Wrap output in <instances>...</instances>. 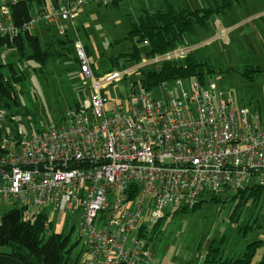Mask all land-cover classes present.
Returning <instances> with one entry per match:
<instances>
[{
    "label": "built area",
    "instance_id": "1",
    "mask_svg": "<svg viewBox=\"0 0 264 264\" xmlns=\"http://www.w3.org/2000/svg\"><path fill=\"white\" fill-rule=\"evenodd\" d=\"M116 1L0 0V37L73 30L80 70L92 79L58 125L3 135L0 213L2 205L20 208L27 218L44 217L47 228L49 213L77 220L84 240L77 264H156L140 229L147 234L168 206L192 210L205 195L225 199L264 185V109L240 107L217 83L197 77L163 82L175 91L160 98L134 89L126 106L109 105L104 89L125 72L96 76L76 17ZM195 50L183 45L149 59L179 60Z\"/></svg>",
    "mask_w": 264,
    "mask_h": 264
},
{
    "label": "rangeland",
    "instance_id": "2",
    "mask_svg": "<svg viewBox=\"0 0 264 264\" xmlns=\"http://www.w3.org/2000/svg\"><path fill=\"white\" fill-rule=\"evenodd\" d=\"M172 1L176 6L191 8H202L208 4V0ZM163 6L164 0H121L119 6L102 7L91 4L82 9L80 16L76 17L79 34L89 49V58L93 62L92 69L96 76L102 78L110 70L125 72L122 79L104 89L109 105L116 103L126 106L128 95L134 89L153 98L165 96L168 89L175 91L171 85L168 88L158 86L150 90L141 86V70L159 69L162 64L160 61H151L145 56L144 51L139 64L121 58L120 65L114 66L110 60L111 57L129 50V42L115 41L124 39L131 25L139 20L142 10L154 11ZM218 19L225 24L222 15H219ZM213 24L215 20L211 21L215 32L209 37L206 35L211 41L199 53L200 56L204 54L210 56L211 60L203 59L214 68L213 72L207 74L206 80L217 83L219 89L234 98L238 106H257L264 109V68L256 74L253 81L241 74L249 66L260 64L264 67V42L258 47V53L254 54L247 49V43L243 45L244 38L240 29L234 33L227 32V35L226 32L224 34L220 32V37L212 40L210 37L218 34ZM199 32L203 33L199 36V39H202L206 33L202 28ZM56 33L58 34L55 29L33 30V34L41 38L44 46L51 52L55 51V54L44 62L30 59L29 54L32 51L28 46L23 53L14 44L0 48V63H11L18 74L25 75V80L15 87L20 106L16 107L14 105L16 102H11L13 105H10V110L0 109L2 137L6 132L18 133L19 128L24 134H28L33 130L49 129L58 125L66 111L75 106L77 100H83L91 90L92 79L80 70L75 57L72 40L77 37L76 33L73 30L68 36H59ZM192 42L193 39L189 43ZM60 52L64 53L61 55ZM66 52H70L69 57L65 56ZM2 71L8 73L7 69ZM2 112L5 115H2ZM231 197L229 196L227 201L214 202L211 200L219 197L205 195L204 199L207 200L201 207L188 212L175 211L168 206L166 216L159 224L156 227L153 223L148 226L147 239L149 249L154 253L155 263L211 264L204 262L201 257L198 258V246L205 253L212 243L219 244L224 258H236L249 242L264 239L263 199L257 204L250 199L237 217H232L235 204ZM2 208L0 220L13 206L2 205ZM38 210L32 209V212ZM49 217L53 221L52 230L69 235L71 243L76 244L74 254L82 253L84 240L79 238V222L68 216L56 218L53 213H49ZM248 223L252 227L243 235L240 228ZM263 256L264 252L260 249L252 264H260Z\"/></svg>",
    "mask_w": 264,
    "mask_h": 264
},
{
    "label": "trees",
    "instance_id": "3",
    "mask_svg": "<svg viewBox=\"0 0 264 264\" xmlns=\"http://www.w3.org/2000/svg\"><path fill=\"white\" fill-rule=\"evenodd\" d=\"M242 1L244 0H214L208 2L207 6L202 8H191L177 7L172 0H164L162 8L154 11L143 9L139 15V20L131 25V29L124 39L115 41V43L129 42V50L118 56L111 57L110 60L114 66L120 65L121 58L127 62L139 64L143 58V51L147 58H152L179 46L189 45L191 39L198 40V29L208 30L209 23L213 18L230 9L233 4L241 3ZM119 3L120 1H116L111 5L119 6ZM22 8L26 16L28 14L26 5L22 6ZM77 28L80 31L78 26ZM40 39L38 35L33 34V30H26L15 39L0 37V48H7L14 44L23 53L26 46H28L32 51L29 54V58L44 62L52 57L55 51L51 52ZM196 51L190 53L183 60L163 62L159 69H149L147 71L140 69L142 71L141 86L146 90H150L160 86L163 82H171L177 78L189 79L192 77H197L202 82H205L207 74L213 72L214 68L209 65V62L201 59ZM87 52L89 55L88 47ZM60 53L62 55L64 52ZM69 54L70 52H66L65 56L69 57ZM2 69H7L8 73L5 74ZM260 71L262 70L259 66H249L241 74L253 81L256 74ZM24 80L25 75L18 74L11 63H0V109L10 110V105H13L11 102H16L14 104L16 107L20 106L18 91L15 87ZM2 101H5V103H2ZM79 103L80 100H77L75 105L78 106ZM16 111L18 112V109ZM1 133L0 129V160L4 154L1 145ZM263 195L264 185L262 184L248 187L235 195H231V201L235 204L232 217H237L239 211L247 205L250 199L254 204H257L263 199ZM206 200H200L192 210L201 207ZM227 200L228 197L225 199L219 197L211 201L221 202ZM182 210L184 212L192 211ZM50 226V228H47L45 218L42 216L33 219L27 218L20 208H14L6 213L0 223V264H77L79 254H74L76 244L71 243L69 235L54 232L52 230L53 225ZM251 227V225L246 224L240 228V232L246 235ZM140 231L141 236L147 238L146 232L143 229H140ZM198 249V258L204 256V262L206 263L252 264L257 252L260 249L264 252V240L249 242L244 251L236 258H224L219 244L215 245L212 243L205 253L201 251L200 246H198ZM260 264H264V256Z\"/></svg>",
    "mask_w": 264,
    "mask_h": 264
},
{
    "label": "crops",
    "instance_id": "4",
    "mask_svg": "<svg viewBox=\"0 0 264 264\" xmlns=\"http://www.w3.org/2000/svg\"><path fill=\"white\" fill-rule=\"evenodd\" d=\"M212 1L214 0H208V2ZM221 15L225 18V24L220 19H218L219 16L213 18L211 21L215 20V24H213V26L214 29L218 31V34L213 35L212 37H210V39L214 40L217 37L219 38L220 32L222 30H224L227 35V32L234 33L240 29L242 31V38H244L243 45L247 43V49H249L250 52L257 54L259 51L258 47H260L262 45V42H264V0H244L241 3H235L230 9L226 10ZM211 21L209 23L208 30L203 29L206 34L202 39H206L204 41H201L202 39H199L200 34L203 33H200L198 29V40L196 39L194 40V42L189 43V45L195 46L198 56L201 59L204 58L205 60H211L210 56L206 54L200 56L199 53L200 50L204 49L211 41L208 40V37L215 32L213 31V27L211 26ZM206 35L208 37H206ZM257 60L259 61L260 59L257 58ZM257 66H259L261 70H263L264 68L260 64L254 65L253 67ZM258 227H260V224Z\"/></svg>",
    "mask_w": 264,
    "mask_h": 264
}]
</instances>
